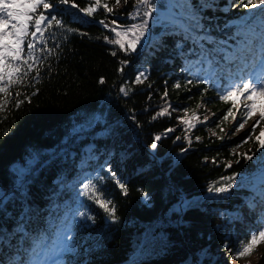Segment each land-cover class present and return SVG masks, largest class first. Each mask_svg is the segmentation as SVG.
<instances>
[{
  "label": "trees",
  "instance_id": "trees-1",
  "mask_svg": "<svg viewBox=\"0 0 264 264\" xmlns=\"http://www.w3.org/2000/svg\"><path fill=\"white\" fill-rule=\"evenodd\" d=\"M75 2L87 6L86 0ZM234 2L212 0L214 7L206 12L210 20L204 21L210 24L217 46L224 44L228 50L238 43L235 22L248 11L242 5L233 8ZM134 4L135 0H128L113 11L115 15L102 8L93 17L80 14V19L62 13L66 26L78 31L64 40L55 30L61 48L46 62L51 71L43 68L40 82L21 90L23 95H36L19 108L0 113V193L10 197L0 208V228H7L13 240L0 248L5 264L17 248L23 256L33 238L55 233L65 213L79 204L85 205L81 210L94 216L95 223L77 220V251L67 255L68 264H223V254H228L226 241L235 251L238 241L246 240L257 227L259 206L250 210L248 222L241 214L253 197L260 202L262 178L254 161L240 158L236 163L230 143L209 135L201 125L186 132L175 117L180 107L193 112L205 104L216 115L218 131L217 124L230 126L231 118L222 124L221 120L231 103L221 101L210 83L195 82L188 71L198 59L191 42L185 47L179 33L165 32L155 22L146 46L129 56L103 39L110 33L98 21L138 22L127 15L134 11ZM193 4L198 6V0ZM122 60L129 62L121 72ZM140 71L147 78L135 84ZM189 79L194 82L187 84ZM121 86L131 89L127 96L120 92ZM168 105V115L153 119ZM166 129L175 131L165 135ZM186 134L192 138L191 146L183 139ZM156 135L162 139L152 149ZM177 136L182 138L176 140ZM254 138L244 151L259 156ZM182 148L186 151L181 152ZM225 161L231 167H225ZM109 168L126 184V195L111 178ZM233 173L239 176L229 192H208L209 184L219 186L216 182L225 183L221 177ZM97 175L103 181L93 182L115 205V223L94 202L78 196L86 178ZM21 177L22 189L18 187ZM180 198L193 206L179 213Z\"/></svg>",
  "mask_w": 264,
  "mask_h": 264
},
{
  "label": "snow or ice",
  "instance_id": "snow-or-ice-1",
  "mask_svg": "<svg viewBox=\"0 0 264 264\" xmlns=\"http://www.w3.org/2000/svg\"><path fill=\"white\" fill-rule=\"evenodd\" d=\"M86 3L87 6L81 7L75 0H0V113L9 111L10 107L19 108L25 100L30 102L31 97L36 95V92L23 95L21 90L35 87L40 82L43 68L48 67V70L51 71L46 62L50 57L57 55L61 48V41L57 38L55 30H59L64 40L69 34L78 31V29L66 26L62 13L80 19V14H83L84 17H93L102 8L104 13L115 15L108 0H86ZM121 3L127 4L128 0H115V5L118 6ZM241 5L248 11L234 24V35L238 43L231 50H228L224 44L217 46L211 35L210 24L204 23L205 20H210V17L206 16V12L214 7L212 0H198V6L193 4V0H165L163 4L158 0H135L134 11L127 15L130 20H138V22L123 25L117 19L104 18L100 19L98 23L110 33L103 39L109 45L116 46L126 56L137 53L141 46H146V41L150 38L148 36L149 29L153 22L160 24L165 32L171 30L179 33L185 47L191 42L193 54L197 55L198 59L188 71L194 76L195 82L210 83L216 88L221 101L231 103V107L223 115L221 124L228 121L229 118L233 122L239 118L241 122L238 123L235 130L238 133L245 128L249 120L259 116V119H255L252 124L251 132L241 141V144L236 146L239 148L252 140L257 127L261 126V122L264 121V107L261 106V101H264V0H236L231 6L235 8ZM73 9L76 11L72 12ZM161 9H165L166 13H162ZM50 41L54 43H50ZM111 54L116 56L117 52L112 51ZM128 62V60L120 62L121 69L119 70L121 72ZM146 78V73L140 71L133 83L141 84ZM99 82L103 84L104 78H101ZM193 82V79H189L186 83ZM174 87L179 88L181 85L176 84ZM119 90L124 96H127L131 91L130 88L124 86H121ZM22 95L23 99H21ZM164 95L167 96V91ZM13 99L14 105L11 104ZM169 107L171 106L162 107L153 116V119L168 115ZM183 112L184 116L177 117V119L185 126L186 132L194 129L197 124H206L209 121L207 115L203 117V120H200L196 113L187 117V108L183 109ZM217 127L224 134L218 136V139L223 140L227 133L224 132V128L220 124H217ZM173 131L175 129H166L165 135ZM210 131L212 135H216L214 130L210 129ZM181 138L177 136L176 140ZM161 139V135H156L151 148L156 149L157 141ZM183 139L191 146L192 138L190 136L186 134ZM195 139L199 141L200 137L197 136ZM253 143L258 146L256 152L260 153L259 156H256V153L251 155L247 152L236 153L235 150L232 154L236 157V163H239L240 158L246 162L254 161L253 166L257 168L262 177L260 202L258 205L256 198L253 197L248 207L250 210H254L259 206L261 212L257 216V227L249 231L246 240L238 241L235 251L228 246L226 241L225 248L232 258L250 255L256 250L259 242L264 240V152L261 151L264 149V126L260 127L259 134L255 135ZM184 151L186 149L182 148L181 152ZM225 167H231V162L227 163ZM109 172L111 178L116 181L126 195V184L117 177L115 172H111L110 168ZM238 176V173H233L231 176L221 177V181L225 183L216 182L219 186L209 184L208 192L217 194L229 192L236 184ZM103 179L104 177L99 175L87 177V182L81 184L82 190L79 191L78 196L86 197L94 202L104 211L108 219L115 223L118 220L115 205L93 182V180L103 181ZM23 185L24 181L21 177L18 187L22 189ZM143 195L147 200V195ZM9 199L7 194L0 193V208H4ZM185 206L191 207L193 202H188ZM81 209H85L84 204H79L75 210L69 209L55 233H45L33 238L30 247L25 250L23 256L20 255V250L17 248L16 254L8 259L6 264H64L62 260L64 254L77 251L73 242L75 239L73 225L78 219L95 223V217L90 215L87 210ZM17 227L27 239L24 228L19 225ZM12 242V234L8 229L0 228V248H6ZM0 264H5V261L0 260Z\"/></svg>",
  "mask_w": 264,
  "mask_h": 264
},
{
  "label": "rangeland",
  "instance_id": "rangeland-1",
  "mask_svg": "<svg viewBox=\"0 0 264 264\" xmlns=\"http://www.w3.org/2000/svg\"><path fill=\"white\" fill-rule=\"evenodd\" d=\"M108 3L111 7H113V11L120 10L123 6V3H121L118 6L115 5V0H108ZM183 109H185V107H180L178 110L174 111L176 119H177V117L184 116ZM193 113H196L200 120H203V117L205 115H207L209 117V121L206 124H197L196 127L201 125L202 127H204V130L206 132H208L209 135H212V132L210 131V129L214 130L216 132L215 136L224 135L223 133L218 131V129L215 126L214 119H215L216 115L214 114V111L211 110V108H209L205 104H202L197 109V111L191 112L188 110L187 117H191L193 115ZM255 119H259V116L257 115L255 117ZM255 119L249 120V122L245 125V128L238 133H236L235 130H236V126H238V123L241 122L239 120V118L236 122H233L231 119L229 121L230 126L223 127L224 132L227 133V135L225 136V138L223 140H225V142L230 143V146L228 147L230 152L233 153V150H235L236 153L245 152L244 150H245L246 144H244L242 147H239V148L236 146L238 144H241V141L247 136V134L249 132H251L252 124L255 122ZM256 132H257V129H256ZM233 133H235V135H233ZM255 135H256V133L253 134V138L255 137ZM212 136H214V135H212ZM250 142H252V140H250L248 143H250ZM225 162L229 163L230 161H225ZM258 175L261 176L260 173H258ZM248 204L244 207V209L241 212V214H243V216H244L243 221H247V222L250 221V219L252 218ZM73 230H74V225H73ZM74 234H75V230H74ZM69 254L70 253H66L62 257L64 264H68L67 255H69ZM263 259H264V240L259 242L256 250H254L250 255L242 257V258H232L229 253L226 255L223 254V260L222 261H223V264H259L260 261H262Z\"/></svg>",
  "mask_w": 264,
  "mask_h": 264
}]
</instances>
